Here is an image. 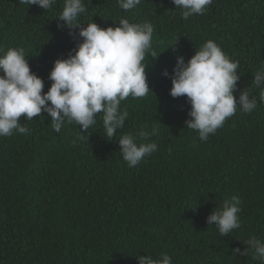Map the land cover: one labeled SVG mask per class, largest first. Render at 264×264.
<instances>
[{
  "label": "trees",
  "instance_id": "16d2710c",
  "mask_svg": "<svg viewBox=\"0 0 264 264\" xmlns=\"http://www.w3.org/2000/svg\"><path fill=\"white\" fill-rule=\"evenodd\" d=\"M83 2L81 27H115L120 18L153 26L157 57L144 60L152 93L121 101L129 115L111 141L102 114L86 133L67 122L57 133L43 111L19 119L30 132L0 137V264H138V256L162 253L172 264H261L251 251L233 250L264 239V103L252 82L264 66V0H212L187 20L172 0H141L128 12L117 0ZM62 7L63 0L50 10L0 0V46L24 49L44 92L53 62L82 40L79 29L58 26ZM208 40L239 61L234 98L248 88L257 108L245 114L237 105L201 142L186 127V97L170 95V77L178 56L187 62ZM141 129L154 131L158 148L130 168L116 140ZM234 195L241 226L221 236L207 216Z\"/></svg>",
  "mask_w": 264,
  "mask_h": 264
},
{
  "label": "clouds",
  "instance_id": "9594fccd",
  "mask_svg": "<svg viewBox=\"0 0 264 264\" xmlns=\"http://www.w3.org/2000/svg\"><path fill=\"white\" fill-rule=\"evenodd\" d=\"M19 3L50 10L57 0H19ZM140 3L141 0H117L125 12ZM172 3L175 8L182 9L181 17L187 20L194 14H203L212 0H172ZM85 12L83 0H63L57 17L63 25L58 26L79 29L78 36L82 40L74 53L53 62L48 76L52 83L47 92L43 91V80L30 70L23 48L5 50L0 46V137L30 132L19 119L23 116L32 120L43 111L51 117L52 129L57 133L66 122L78 125L86 133L96 124V116L102 114L104 135L111 141L124 127L129 115L127 110H121V101L130 96L144 97L151 92L144 60L146 54L157 57L151 46L153 26L148 22L132 23L120 18L115 27L101 28L94 22L81 27L80 17ZM238 67L239 61L230 59L213 40L204 42L187 62L182 56L177 57L170 77V95L186 97L190 104L186 127L196 131L201 142L207 141L226 119L236 114L237 105L245 114L257 108V99L250 98L248 88L239 93L238 100L234 98L240 78ZM163 74L168 76L167 72ZM252 82L259 89V101L264 103V66L255 72ZM152 135L154 131L141 129L135 135L121 134L116 140L128 167H136L157 151L158 145L151 141ZM241 203L238 195L225 199L207 216V223L214 224L221 236L229 235L241 226L238 216ZM244 243L247 245L245 251H233L242 255L251 251L253 259L264 264V239L252 236ZM136 259L138 264H172L167 253L159 258L145 255Z\"/></svg>",
  "mask_w": 264,
  "mask_h": 264
}]
</instances>
